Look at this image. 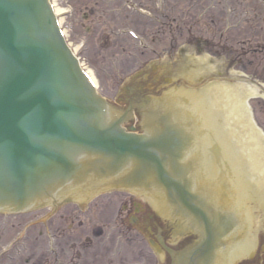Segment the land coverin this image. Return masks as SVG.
Masks as SVG:
<instances>
[{
    "label": "water",
    "instance_id": "1",
    "mask_svg": "<svg viewBox=\"0 0 264 264\" xmlns=\"http://www.w3.org/2000/svg\"><path fill=\"white\" fill-rule=\"evenodd\" d=\"M208 55L216 64L222 62ZM187 78L192 80L194 74L189 73ZM181 91V96H174L176 109L168 108L174 111L172 119L189 112L194 115L196 100H205L186 93V89ZM254 91L239 83L223 89L221 102L228 108L222 107L219 116L232 121L234 129L225 131L222 148L228 157L232 149L228 136L237 144L250 145L251 150L247 149L252 152L253 169L258 172L253 180L264 181V142L250 125L244 103ZM208 101L215 106V100ZM204 105L209 103L204 101ZM107 108L110 107L96 94L61 36L49 1L0 0V207L23 209L55 186L81 179L88 172L83 166L91 163L77 161L82 152L96 154L101 164L113 169L132 160L135 169L140 168L152 178L162 177L158 178L164 186L181 188L171 181L163 164L179 144L174 132L166 126L164 131L157 129L146 136L125 133L119 125L125 114L110 118L112 108L110 113ZM204 112L205 118L212 117L208 108ZM233 165L232 160H227L231 171L236 168ZM212 172L209 168L203 173L209 176L204 191L220 205L217 179ZM181 202L190 207L185 194ZM238 212L248 211L239 207Z\"/></svg>",
    "mask_w": 264,
    "mask_h": 264
},
{
    "label": "flooded vegetation",
    "instance_id": "2",
    "mask_svg": "<svg viewBox=\"0 0 264 264\" xmlns=\"http://www.w3.org/2000/svg\"><path fill=\"white\" fill-rule=\"evenodd\" d=\"M60 1L62 4L71 2L66 7L70 11L65 15L66 22L71 23L69 18L77 16V5L84 6L81 16L91 22L88 30L92 31L93 36L104 41L113 40L114 46L120 41L126 53L129 50L125 48L128 36L125 31L136 32L138 40L131 39L133 46H141L142 50L149 48L151 55L160 57L155 63L148 58V62L144 60L137 68H149L151 73L157 75L154 77L158 79L156 84L166 83L169 76L185 68L187 59L194 57L193 53L205 52L202 43L207 44V40L197 36L188 41V47H178V0H151L152 7L141 0ZM131 4L145 9L148 17L126 19ZM197 6L203 12L206 9L201 4ZM152 24L155 25V33H146ZM110 35L114 37L111 39ZM147 91L146 82L128 86L122 99L126 103L132 99L138 100ZM258 98L252 106L253 120L264 132V96L259 95ZM261 100L263 102L258 103ZM131 125L138 129L136 122H129L128 126ZM120 199L122 208L118 212H108L105 208L114 201L112 198L107 202L102 201L96 209L92 208L94 202L85 208L76 204L77 207L65 208L60 212H25L19 216L0 212V264H125V239L132 240L137 247L134 255L137 262L181 264L168 249L172 253H179L199 240L198 230L190 226V221L170 212H156L147 201L142 199L140 202L132 193L125 192ZM254 211L250 218H238L233 214L232 231L227 213L218 212L224 232L218 243H228L226 252L230 254L229 261L223 264H264V212L262 208ZM21 217L25 218V222ZM125 230L134 232L130 236ZM191 264L205 263L195 261Z\"/></svg>",
    "mask_w": 264,
    "mask_h": 264
},
{
    "label": "rangeland",
    "instance_id": "3",
    "mask_svg": "<svg viewBox=\"0 0 264 264\" xmlns=\"http://www.w3.org/2000/svg\"><path fill=\"white\" fill-rule=\"evenodd\" d=\"M53 1L58 2V0ZM141 1L147 6L152 7L153 5L151 0ZM196 3L203 5L206 8L205 11L203 12ZM57 5L68 7L71 2L62 4L59 1ZM77 8L78 14L69 18L71 24L67 23L68 29L65 30V34L85 67L95 78L99 90L109 97L115 92L124 76L129 74L127 71L154 55L146 49L142 50L141 46H133L129 36L125 40V48L129 50V54L123 50L120 41L114 46L113 40L104 41L96 38L92 31L88 30L91 22L84 20L81 16L85 7L77 5ZM176 10L178 47L185 46L190 39L193 40L196 36L201 40H207V44L202 43L206 53L260 81L264 86V0H178ZM135 12L138 11L135 9ZM135 12L129 11L126 19L130 20L138 16ZM61 24L63 25L62 22ZM152 26L147 28L146 33H155V25L152 24ZM113 37L110 35L109 38ZM257 100L259 99L250 98L248 100L250 110ZM262 102L263 100L258 103ZM105 195L93 199V202L95 201L93 209L102 204V201L107 202L109 197L117 199L121 193L112 192ZM118 202L114 200L105 208L108 212H112L119 207ZM65 208L75 207L64 206L60 211ZM21 220L24 221L25 218L21 217ZM127 250L125 253L132 257L134 255L133 245H128Z\"/></svg>",
    "mask_w": 264,
    "mask_h": 264
},
{
    "label": "bare ground",
    "instance_id": "4",
    "mask_svg": "<svg viewBox=\"0 0 264 264\" xmlns=\"http://www.w3.org/2000/svg\"><path fill=\"white\" fill-rule=\"evenodd\" d=\"M61 10H63V9L60 8V7L56 4V6H55V12L58 13V12L61 11ZM88 73H89V76H90L91 80H92L93 83L96 85V81L94 80L93 75L91 74L90 70H88Z\"/></svg>",
    "mask_w": 264,
    "mask_h": 264
}]
</instances>
